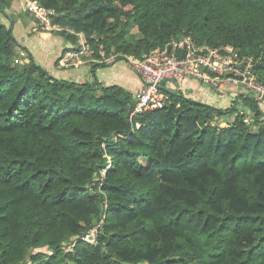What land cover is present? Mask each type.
<instances>
[{
	"label": "trees",
	"instance_id": "16d2710c",
	"mask_svg": "<svg viewBox=\"0 0 264 264\" xmlns=\"http://www.w3.org/2000/svg\"><path fill=\"white\" fill-rule=\"evenodd\" d=\"M37 1L97 55L191 36L252 56L264 82V0ZM17 44L0 22V264H264L257 102L165 88L163 107L131 117L128 89L57 77Z\"/></svg>",
	"mask_w": 264,
	"mask_h": 264
},
{
	"label": "built area",
	"instance_id": "2783aa9c",
	"mask_svg": "<svg viewBox=\"0 0 264 264\" xmlns=\"http://www.w3.org/2000/svg\"><path fill=\"white\" fill-rule=\"evenodd\" d=\"M25 9L47 28L55 9L43 6L37 0H24ZM83 35V32L81 33ZM88 47L85 43L78 50H66L61 54L62 65L82 61ZM111 56L110 59H114ZM141 79V89L137 94L131 117L146 110L163 107L168 95L165 88L179 82L184 77H192L202 83L213 84L217 89L238 88L245 96L264 106V82L255 72V59L242 55L234 46L219 47L198 44L191 36L169 41L163 46L153 48L142 57H128ZM164 81V83H163ZM99 226V225H98ZM98 226L91 231L96 232ZM88 233L82 238L90 241ZM94 242V241H91ZM71 248L67 247L66 249Z\"/></svg>",
	"mask_w": 264,
	"mask_h": 264
},
{
	"label": "rangeland",
	"instance_id": "374dc122",
	"mask_svg": "<svg viewBox=\"0 0 264 264\" xmlns=\"http://www.w3.org/2000/svg\"><path fill=\"white\" fill-rule=\"evenodd\" d=\"M3 5L0 6V22L5 23L6 25L12 26L14 35L17 39L16 50L20 53H25L23 46L32 51V54L35 58V61L42 66H44L48 71L52 73L64 76L68 80L75 81H84V82H93L98 79L105 85H116L122 86L129 91H131L134 97H137L141 88L133 86L130 82L131 77L139 78V74L135 69L134 65L129 60L127 54L112 53L107 54L106 50L103 49V44H100V55H97L95 49L92 47V44L87 42L85 34L81 35L82 32H74V30L64 27L58 23H55V18L51 17L50 22L51 26L55 25L54 28H47L46 25H43L38 22L36 17L33 14L29 13L25 9L24 0H3ZM72 35L77 37L76 41L73 39ZM130 35H133L136 38H142V33L138 30L137 26H132ZM53 40L55 43L60 44L62 41L70 43L69 50H78L81 48L82 43H85L88 49L82 55V61H78L74 64L62 65L60 62V57L55 60L50 51L45 50L49 45L51 46ZM98 39H96L97 41ZM119 55L124 57L118 59ZM111 56H115L114 59L108 60ZM130 79V80H127ZM133 79V78H132ZM142 85V83H141ZM203 86V85H202ZM181 90V89H180ZM208 94L203 96H198V92H194L197 100H201L208 103H216L219 99L218 107L227 108L232 105L235 101L237 107L246 106L247 101L245 97L242 101L239 98V95H236L234 99L230 100L232 94V88L230 90L220 91L216 88H208ZM184 94L188 95L186 90H181ZM221 95L222 97H220ZM229 98H228V96ZM189 96V95H188ZM194 97V95H192ZM191 97V96H190ZM192 97V98H193ZM195 99V98H194ZM224 99H228L225 101ZM231 102V103H230ZM230 103V105H229ZM262 111L264 112V106H261ZM249 110V115H250ZM247 115L245 117V123L250 127H256V123H252V117ZM264 118V115H263ZM109 157L107 156V159ZM97 224L96 226H98ZM95 226V227H96ZM92 230V229H91ZM97 231L88 232V239L90 241L96 240ZM67 250H71L68 248Z\"/></svg>",
	"mask_w": 264,
	"mask_h": 264
},
{
	"label": "crops",
	"instance_id": "0c3cea01",
	"mask_svg": "<svg viewBox=\"0 0 264 264\" xmlns=\"http://www.w3.org/2000/svg\"><path fill=\"white\" fill-rule=\"evenodd\" d=\"M70 46H71L70 43H68L66 41H62V42H60V44H58V43L56 44L55 41L53 40L51 46L49 45L48 47L45 48V50L50 51L52 56H54L55 60H57L59 58L60 54H63L64 51L69 50L70 48H72ZM31 53H32V51H31ZM49 72L51 74L57 76V77H61V78L67 79L64 76H59V75H56V74L52 73L50 70H49ZM127 80H130V79H127ZM130 82H132L131 84L133 86H135L137 88H141L140 76H139V78H136V77L132 76ZM202 85H203V83L200 82L199 80L195 79V78L184 77L179 82L171 83L170 84V86H171L170 88L177 87L178 89L186 90V92H187V94L189 96L193 97L192 95H194L193 98L196 99L197 97H195V94H194L195 91L198 92V96L200 97V96H203L205 94L206 95L208 94V90H207L208 88H213V87H209V86H205V85L202 86ZM218 90L223 91L225 89H218ZM227 90H230V89L227 88ZM232 91L233 92L231 94L230 100L234 99V97H236V95L240 96L239 98H241V100H239V101H242L244 99V97H245L244 93L240 92V90L238 88H233ZM219 96L222 97L221 95H219ZM228 98H229V96H228ZM224 100L227 101L228 99H224ZM218 101H219V99H217L216 103L213 104V103L210 102L209 104L219 106ZM205 103H208V101L205 102ZM230 103H229V105H230Z\"/></svg>",
	"mask_w": 264,
	"mask_h": 264
},
{
	"label": "water",
	"instance_id": "95a60500",
	"mask_svg": "<svg viewBox=\"0 0 264 264\" xmlns=\"http://www.w3.org/2000/svg\"><path fill=\"white\" fill-rule=\"evenodd\" d=\"M163 83H164V81H163ZM203 85L216 88L213 84L203 83Z\"/></svg>",
	"mask_w": 264,
	"mask_h": 264
}]
</instances>
